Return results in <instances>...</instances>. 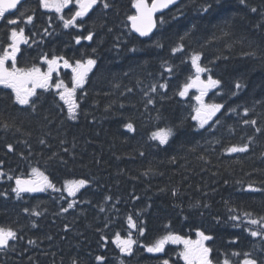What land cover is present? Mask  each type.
Segmentation results:
<instances>
[{
    "label": "trees",
    "instance_id": "1",
    "mask_svg": "<svg viewBox=\"0 0 264 264\" xmlns=\"http://www.w3.org/2000/svg\"><path fill=\"white\" fill-rule=\"evenodd\" d=\"M109 3L110 8L97 6L89 13L83 28H63L57 14L41 8L39 0L23 1L9 18L20 19L19 25L0 21V51L11 42V27H23L31 37L21 45L17 67H38L45 55L73 64L97 60L84 87L77 89L80 107L74 121L67 118V105L55 89H38L32 111L14 102L11 89L0 86V171L5 173L0 193H7L0 195V226L12 227L21 237L13 242L14 249L0 252V264H71L73 258L79 264H100V255L104 264H162L165 259L185 264L183 244L169 243L163 253H149L145 246L168 233L196 238L198 231L214 238L206 242L213 248V264L237 259L234 252L241 253V260L251 253L264 262V239L247 230L259 226L248 225L244 217L245 212L252 218L264 216V0H182L159 16L164 23L146 38L130 28L133 0ZM207 3L212 7L201 11ZM33 11V23H25ZM89 31L95 33L92 41L75 42ZM180 43L183 51L174 53ZM193 51L202 54L200 63L211 70L202 79L211 74L221 81L204 100L224 108L204 128L192 118L198 90L178 95L195 74ZM60 70L52 82L62 79L72 87L71 70ZM165 83L166 90L159 87ZM236 83L242 87L236 89ZM146 93L154 104L147 103ZM251 119L255 126L243 123ZM128 123L134 131L127 129ZM161 127L173 129L166 145L151 139ZM245 143L248 152L225 151ZM33 167L45 171L58 188L72 179L90 183L75 198L48 189L17 199L15 180L7 176L27 179ZM249 184L262 191H248ZM72 199L76 206L63 212ZM129 215L145 229L143 236L131 230L138 242L131 256L113 243L115 233L127 235ZM232 215L241 220L232 221Z\"/></svg>",
    "mask_w": 264,
    "mask_h": 264
},
{
    "label": "snow or ice",
    "instance_id": "2",
    "mask_svg": "<svg viewBox=\"0 0 264 264\" xmlns=\"http://www.w3.org/2000/svg\"><path fill=\"white\" fill-rule=\"evenodd\" d=\"M177 0H133V7L135 8L136 14L130 15L128 20L131 22V29L139 34L141 37H150L153 30L157 28L158 20L156 13L162 12L164 9L169 8L171 5L175 4ZM243 2V0H241ZM22 5V0H0V20H5L6 13H10L13 10H17L18 6ZM39 6L48 12H54L57 14L58 19L62 21L63 28H83L84 18L89 16L97 6L102 9H108L111 7L109 0H39ZM72 6V7H70ZM212 7L211 3L201 6V11L207 12ZM65 9H68L67 16L65 15ZM28 9L19 12V16L23 18ZM252 12H256V8L251 9ZM35 19V13L33 11L32 15H27L24 21L27 24H32ZM51 20V17H49ZM80 21V23H78ZM6 24L8 25H19L21 23L20 19H7ZM159 23L163 24V16L159 18ZM10 31V43L0 51V85L5 88L11 89L15 94V103L19 105L30 106L32 111H35V102L33 97L36 96L37 89H55L56 95L59 99L67 105V118L70 120L78 119L79 103L77 101V89L83 88L87 82L89 73L97 64V60L94 58H87L84 60H76L70 63L67 59L62 56H54L49 59L46 55L44 60L47 64V71L44 72L41 68L32 66L27 68L17 67V57L21 53V45H27L31 37L25 34V29L23 27H11ZM45 34H48V30L44 29ZM95 33L89 31L87 35L77 36L75 42L77 44L81 43V40L92 41ZM183 39V38H182ZM161 46L162 45H158ZM184 49V44L180 43L177 47L173 48L172 51L182 52ZM134 50V49H133ZM95 52V49L92 50ZM202 54L193 51L190 55L191 66L195 69V74L188 78V81L183 85L182 89L178 92L180 97H186L191 89H197L199 95L195 96L198 102L195 108V115L192 117L198 122L200 128H204L208 125L213 118L216 117L217 113L224 108L223 104L220 103H205L204 97L207 96L211 89L217 88L221 81L219 79H214L211 74L207 75L206 79H202L203 74L210 73V69L206 66H202L200 63ZM61 61L63 64L61 65ZM63 66L64 68H70L72 73L73 86L69 87L65 82L60 79L57 82H52V76L54 72H59V69ZM167 72L172 73L173 69L171 66L167 67ZM160 88L167 89L168 85L160 84ZM242 85L236 83L235 88L240 89ZM156 85L151 86L150 91L152 93L156 92ZM148 96L147 103L154 104V99L146 93ZM232 111H235L233 109ZM249 109L244 110V114L248 115ZM216 123H219L217 120ZM245 125L257 124L255 119L244 120ZM127 129L134 131V126L132 123L126 125ZM256 132H260L259 127L255 128ZM173 129L170 127L158 128L151 134V139L156 140L161 145H166L169 143L170 138L173 136ZM40 143H45L41 140ZM250 143V142H249ZM249 143L242 145H232L225 149L229 154L231 153H244L249 151ZM9 151H13V145H7ZM67 151V149H65ZM2 164V162H0ZM149 171H151L149 169ZM148 173L146 172L145 175ZM5 173L0 171V178H3ZM8 180H15V187L12 191L16 194V198L20 199L23 193H36L44 192L51 189L55 192H67L68 197L75 198L81 189L87 187L90 183L87 179H72L64 182L62 187L58 188L56 184L50 179L49 175L42 171L38 167H33L31 169V175L29 178L25 179L21 177H13L11 175L7 176ZM248 191H262V189L255 188L252 184L248 185ZM0 195H7V193H0ZM106 200H111L112 198L106 197ZM138 199V197H137ZM77 200L72 199L68 203L67 207L63 208V212H68L76 206ZM25 212L29 209L25 208ZM101 211H104L101 208ZM32 215L40 216V212H32ZM244 217L247 218V224L252 226H259L255 230L249 227V231L252 237H260L264 239V216L259 218H252L250 213L245 212ZM232 221H240L241 217L238 215H232L229 217ZM127 224L129 231L127 235L122 237L119 232L115 233V243L116 247L121 253L131 256L134 247L137 245V240L133 239L132 229H135L139 235H144V227L137 225V222L131 215L127 217ZM36 225L33 224V227ZM67 230V226H66ZM198 239L193 241L191 239L184 238L174 233H168L151 245L145 246L146 251L149 253H163L165 251L166 245L171 244H183L184 249L180 253L185 261V264H213L211 254L213 248L206 244L207 241L213 240V236L206 234L204 231L197 232ZM21 237L19 233L12 227L0 226V252L14 249L13 242L17 241ZM51 237H49L50 239ZM106 236H101V240L107 241ZM29 244L35 245L36 241L29 240ZM232 255L239 257L241 253L234 252ZM244 259L241 264H264V262L258 261L252 257L251 253H244ZM105 257L103 255L97 256L96 260L100 264H104ZM71 264H79V261L75 258L72 259ZM123 264V261H121ZM162 264H169L167 259L162 261ZM223 264H232V261L227 257L223 260Z\"/></svg>",
    "mask_w": 264,
    "mask_h": 264
},
{
    "label": "rangeland",
    "instance_id": "3",
    "mask_svg": "<svg viewBox=\"0 0 264 264\" xmlns=\"http://www.w3.org/2000/svg\"><path fill=\"white\" fill-rule=\"evenodd\" d=\"M45 61V60H44ZM46 63V62H45ZM39 68H41V70L42 71H44V72H46L47 71V66H46V68H42L41 66H39ZM191 240H193V241H195V239L193 238V239H191ZM184 249V248H183Z\"/></svg>",
    "mask_w": 264,
    "mask_h": 264
},
{
    "label": "water",
    "instance_id": "4",
    "mask_svg": "<svg viewBox=\"0 0 264 264\" xmlns=\"http://www.w3.org/2000/svg\"><path fill=\"white\" fill-rule=\"evenodd\" d=\"M178 1H179V0H177V2H178ZM171 6H172V5H171ZM171 6H170V7H171ZM164 10H165V9H164ZM164 10H163V11H164ZM163 11H162V12H163ZM158 13H161V12H158ZM158 13H156V14H158ZM155 30H156V29H154L153 32H154ZM134 32H135V31H134ZM135 33H136V32H135ZM137 34H138V33H137Z\"/></svg>",
    "mask_w": 264,
    "mask_h": 264
}]
</instances>
